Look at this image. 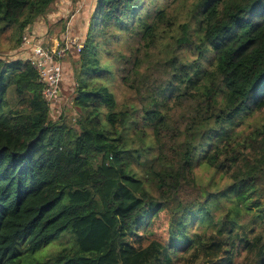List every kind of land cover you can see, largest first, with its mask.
Listing matches in <instances>:
<instances>
[{
  "label": "trees",
  "instance_id": "16d2710c",
  "mask_svg": "<svg viewBox=\"0 0 264 264\" xmlns=\"http://www.w3.org/2000/svg\"><path fill=\"white\" fill-rule=\"evenodd\" d=\"M146 1L90 0L71 126L20 46L57 0H0V264H264V0Z\"/></svg>",
  "mask_w": 264,
  "mask_h": 264
},
{
  "label": "rangeland",
  "instance_id": "374dc122",
  "mask_svg": "<svg viewBox=\"0 0 264 264\" xmlns=\"http://www.w3.org/2000/svg\"><path fill=\"white\" fill-rule=\"evenodd\" d=\"M160 0H155L154 2L148 4L149 0H147L144 4H148V6L158 5ZM191 0H187L189 2ZM195 1V0H194ZM96 2V0H95ZM90 5V0L88 3V0H57L55 4V10L51 12V15L49 16L46 14L44 17L39 18L44 19L40 20L43 22H46L47 29L50 28L56 33L48 34L47 32L44 34L41 33L39 36L42 35L47 36L48 40L51 41L52 38L57 37V46L55 49H52L49 47L48 50L54 51L59 50L60 48L65 46V43H67L65 40L66 35L69 37V33L71 36L75 35L73 31L76 32V35L80 36L82 35L83 26L86 25L87 19L89 18L91 12L89 11L87 14V10ZM80 11V24L79 22L74 21L73 19H76L77 16L75 15ZM83 11V12H82ZM44 27V26H43ZM72 30V31H71ZM31 32H34L31 34ZM55 34V35H54ZM33 37L31 38L30 36ZM75 35V36H76ZM70 36V37H71ZM38 37L35 34V30L33 28H30L28 31L23 33L21 40H20V46L23 51L24 57H29V59L36 60V58H33V45L32 44H41V47L44 49H47L46 46H49L46 44V46H43L42 43L38 40H41L42 38ZM69 37V38H70ZM25 38L26 41L30 42V45L27 43H23V39ZM1 47H0V55L11 60L16 59L20 57V51H14V49H10L15 47V41H9L7 37H4V35H1ZM76 42V40H75ZM32 43V44H31ZM77 45V43H76ZM67 47L63 48L66 49ZM17 49V48H16ZM76 51L78 50V45L75 47L74 44H71L70 47L66 50H64V55L59 59V64L61 66L62 70V79L59 82V88L61 91H63V97L57 99L56 101L52 102V110L51 114L53 118H56L60 111H62V115L64 116V121L67 125L73 126L75 124V120L77 118V114L75 110L72 108V98L70 99V96L73 93V62L77 59ZM115 94L117 96V100L119 102L125 101L127 97H130V93L125 88L115 87ZM255 223V222H254ZM67 232V233H66ZM62 237H58L56 239H53L44 249L43 253L45 255H52L55 252H57L62 246L65 247H72L73 239L71 234L69 233V230L66 231Z\"/></svg>",
  "mask_w": 264,
  "mask_h": 264
},
{
  "label": "built area",
  "instance_id": "2783aa9c",
  "mask_svg": "<svg viewBox=\"0 0 264 264\" xmlns=\"http://www.w3.org/2000/svg\"><path fill=\"white\" fill-rule=\"evenodd\" d=\"M31 38L33 37L30 36ZM76 39H72V37L66 38L64 41L65 46L60 48L59 50L50 51L48 49H44L41 47V44L35 45L32 44L33 47V58L36 60H32L31 63L34 68L38 71L39 81L44 84L43 88V96L47 101H56L54 98L59 96V82L62 79V70L59 64V59L64 55V50L68 49L71 44H76ZM23 43H27L30 45L29 41L23 39ZM67 47L66 49H63Z\"/></svg>",
  "mask_w": 264,
  "mask_h": 264
},
{
  "label": "crops",
  "instance_id": "0c3cea01",
  "mask_svg": "<svg viewBox=\"0 0 264 264\" xmlns=\"http://www.w3.org/2000/svg\"><path fill=\"white\" fill-rule=\"evenodd\" d=\"M48 15L50 16L51 13H48ZM40 20H43L45 21L44 19H40ZM36 21L35 24L31 27L33 28V30H35V34L37 35V38L40 37L39 35L41 33L44 32V34L47 32L48 34H52V33H56L54 32L53 30H51L50 28L47 29V26H46V22H43V21ZM44 26V27H43ZM43 31V32H42ZM72 31V30H71ZM34 32H31V34H33ZM55 35V34H54ZM70 33H69V37H70ZM40 38H42L41 40H38L42 43L43 46H46V44H48L49 46H46L47 49L52 48V49H55V47L58 45L57 42V37L56 38H52L51 41L48 40L47 36L45 37V35H42ZM59 95H62L61 91H60V94Z\"/></svg>",
  "mask_w": 264,
  "mask_h": 264
},
{
  "label": "water",
  "instance_id": "95a60500",
  "mask_svg": "<svg viewBox=\"0 0 264 264\" xmlns=\"http://www.w3.org/2000/svg\"><path fill=\"white\" fill-rule=\"evenodd\" d=\"M59 94H60V92H59Z\"/></svg>",
  "mask_w": 264,
  "mask_h": 264
}]
</instances>
